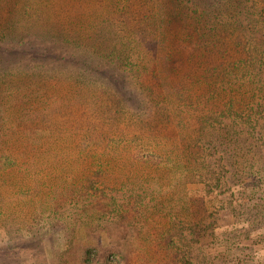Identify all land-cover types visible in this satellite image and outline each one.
<instances>
[{"label": "trees", "instance_id": "1", "mask_svg": "<svg viewBox=\"0 0 264 264\" xmlns=\"http://www.w3.org/2000/svg\"><path fill=\"white\" fill-rule=\"evenodd\" d=\"M6 73L0 202L29 203L31 187L81 213L89 238L123 227L101 258L98 240L83 246V264L264 251V0H0V83ZM67 150L74 162L52 172ZM70 169L82 178H61ZM219 209L237 225L215 232Z\"/></svg>", "mask_w": 264, "mask_h": 264}, {"label": "rangeland", "instance_id": "2", "mask_svg": "<svg viewBox=\"0 0 264 264\" xmlns=\"http://www.w3.org/2000/svg\"><path fill=\"white\" fill-rule=\"evenodd\" d=\"M176 36H178V33L175 34V39ZM183 39L184 37H182V35L180 39H176L177 47H185L189 49L191 47L198 46L196 42L189 38ZM214 40L215 37H209L205 40H201L200 46L209 47ZM191 43L193 45H191ZM11 65L15 66V62L13 63L11 61ZM5 76L7 78L1 79L0 84L10 85L13 78H11V83H9L7 82L9 79L7 73ZM65 152L52 160V172L55 168H57V172H59V170L61 171L64 163L71 161L74 162V157H70V153L72 151L67 150ZM81 170L82 175L86 173L84 166ZM44 171L47 170H43V168L40 169L39 178H44L43 182L47 183V176H42ZM62 173L61 178H64L67 182L69 180H78L82 178V176L75 175V171L72 169ZM122 175L123 174L121 172H117L115 174H111L108 179L111 187H114L116 191L119 190ZM123 179L125 180L124 176ZM174 181L175 182H173V184H177L176 180ZM154 183L155 181L153 180L151 184L149 183L148 185L151 186ZM193 185L196 186V184L187 183L189 188ZM171 187L175 190L178 186ZM30 188L31 187L28 188V193L30 191L32 193L29 195L27 193L26 196L29 203H17L12 200L11 196L9 197L10 199L5 198V202H0V206L2 207L0 213V264H60V261L62 260L60 259V255L62 254L69 255V257L74 261L70 264H81L82 257H84L82 254L85 253L83 246L86 244L93 245L98 240L102 248L96 251V248L93 247L91 250V256L93 258L96 256L101 258L103 253L108 252L104 249L108 247L110 235L122 233L123 231V227L121 225L113 224L108 228H102L100 232L97 233L100 234L99 238H89L93 236H89L87 234L86 228L83 226L81 213H78V211L75 210H68V206L66 204L54 211L52 210L53 208L50 209L52 205H48L49 199L52 198H48L47 196L45 197V195L38 196L35 192L36 190L33 192ZM116 191L112 190L113 194L118 200H120L122 195L119 191ZM227 195L229 196L228 189H221L218 193V198L223 199ZM14 206L17 207L12 208ZM9 209H14L15 211L13 213H16L15 216L19 217V222L16 223V225L12 223L4 224V219H7L4 216L6 215L4 212H7ZM217 212L219 217L215 222V232L224 231L237 225V223H235V218L232 215L225 214L220 209ZM13 213L7 214L9 219L12 221H14ZM241 244H243L244 247L252 245L251 240L245 237L242 239ZM6 251L7 254H5ZM93 253H95V255ZM77 255L81 258L79 257L78 259H75L74 257ZM112 259V264H115V258L113 256ZM122 263L123 262L120 260V262L116 264ZM226 264H264V251L256 249L251 251H237L227 258Z\"/></svg>", "mask_w": 264, "mask_h": 264}]
</instances>
